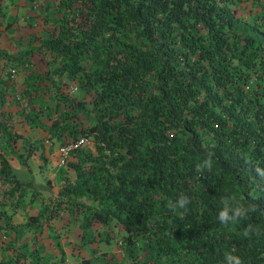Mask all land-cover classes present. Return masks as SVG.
Wrapping results in <instances>:
<instances>
[{
	"label": "trees",
	"instance_id": "obj_1",
	"mask_svg": "<svg viewBox=\"0 0 264 264\" xmlns=\"http://www.w3.org/2000/svg\"><path fill=\"white\" fill-rule=\"evenodd\" d=\"M258 3L47 1L35 13L42 33L30 32L35 43L13 56V74L8 68L17 76L25 67L16 106H5L15 96L0 78V134L27 166L13 145L23 137L20 106L27 119L46 112L50 136L63 144L87 138L91 147L70 149L71 174L25 225L52 228L66 214L80 236L104 227L106 242L115 227L124 249L115 264H228L226 254L264 264V179L256 172L264 169V10L253 21L241 14ZM209 156L211 171H198ZM25 185L35 202L37 184L19 178L0 151V205L16 209ZM181 195L186 209L170 210ZM224 199L249 208L246 216L221 223Z\"/></svg>",
	"mask_w": 264,
	"mask_h": 264
},
{
	"label": "rangeland",
	"instance_id": "obj_2",
	"mask_svg": "<svg viewBox=\"0 0 264 264\" xmlns=\"http://www.w3.org/2000/svg\"><path fill=\"white\" fill-rule=\"evenodd\" d=\"M47 1L51 0H0L5 10V14L0 17V66L3 65L2 60H6L2 69L0 68V78H8V92L10 96H15L5 102L7 107L16 106V100L20 101L19 84L25 67L17 66L20 70L17 76L10 75L8 68L16 63L13 56L35 43L31 40L30 32L38 30L42 33L35 13L44 12ZM252 1L259 3L251 7H241L243 18L249 21L259 17L264 10V0ZM70 84L73 83L68 86ZM1 88L4 89L3 83H0V90ZM36 101H39V97ZM18 108L23 115L28 110L21 109L20 106ZM22 114L18 115L16 127L23 137L13 145L17 152L26 155L28 165L18 162L7 148L5 136L2 134L0 151L8 156L19 178L37 184V199L35 202L29 201L30 194L34 191L30 185H25L24 198L16 209L8 204L0 205V264L13 262L15 256H19L24 264H53L61 254H64L62 264L72 260H77L80 264H115L122 260L124 249L119 244V231L115 227L111 229V241L106 242L104 227L93 226L84 236H80L77 222L71 221L66 214L55 219L52 228L44 226L40 230L39 227L28 228L25 225L28 215L38 212L40 200L54 196L63 175L71 174L66 161L70 158V149L74 143L63 144L55 136H50V120L46 112H38L34 117L27 116L28 119ZM84 119L88 120L89 117L85 115ZM80 145L91 147V141L86 138ZM28 150H33V153L27 155Z\"/></svg>",
	"mask_w": 264,
	"mask_h": 264
},
{
	"label": "clouds",
	"instance_id": "obj_3",
	"mask_svg": "<svg viewBox=\"0 0 264 264\" xmlns=\"http://www.w3.org/2000/svg\"><path fill=\"white\" fill-rule=\"evenodd\" d=\"M204 169H208L211 171L212 169V160L211 156L204 160V162L200 165H197L198 171H203ZM256 172L260 175L262 179H264V169H261L259 166L256 167ZM190 203L189 199L186 196L181 195L178 200L174 203L171 200L168 202L167 207L172 210L176 211L177 209H186V206ZM223 209L219 212V220L221 223L227 225L231 223H237L238 218L245 217V213L249 208H245L242 205L231 207L229 201L227 199L222 200ZM251 210H255L254 206L250 208ZM231 213V215H230ZM249 230L246 229L244 235H248ZM226 259L228 264H241V260L238 256H234L231 254H226Z\"/></svg>",
	"mask_w": 264,
	"mask_h": 264
},
{
	"label": "built area",
	"instance_id": "obj_4",
	"mask_svg": "<svg viewBox=\"0 0 264 264\" xmlns=\"http://www.w3.org/2000/svg\"><path fill=\"white\" fill-rule=\"evenodd\" d=\"M9 71H10V73L13 74V73L15 72V69H14L13 67H11V68H9ZM68 89H69L70 92H76L78 88H77V86H76L75 84H70V85L68 86ZM83 140H84V139H83ZM83 140H81L80 142H75V143H74V146H76V145H80V143H81ZM74 146H73V147H74ZM67 264H80V262L77 261V260H72V261H68Z\"/></svg>",
	"mask_w": 264,
	"mask_h": 264
}]
</instances>
